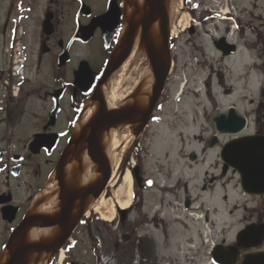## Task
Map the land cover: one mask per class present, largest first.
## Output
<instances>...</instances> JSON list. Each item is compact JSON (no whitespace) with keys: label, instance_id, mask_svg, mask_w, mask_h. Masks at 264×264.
<instances>
[{"label":"flooded vegetation","instance_id":"af4514ba","mask_svg":"<svg viewBox=\"0 0 264 264\" xmlns=\"http://www.w3.org/2000/svg\"><path fill=\"white\" fill-rule=\"evenodd\" d=\"M6 4L0 25V41L5 45L4 57L11 58L7 59V68L0 70V264L9 258V239L17 229L21 231L23 238L19 245V255L24 261L23 250L26 249L22 248V244L24 241L26 243L31 228L35 225L52 227V224L44 225L47 223L43 224V221L36 218L30 221L33 223H29L30 225L24 226L23 221L29 216L40 215L36 212L40 204L37 197L50 177L56 180L55 170L63 153L70 146L71 139L79 136L82 129L88 136L84 137L83 142L71 145V150L64 157L65 166L73 160L81 163L80 156L82 152L86 153V147L97 152V141L100 139L101 150L105 152L102 145L103 132L99 136L98 128L91 129L82 125L76 130V124L84 111L89 105L95 106V111L99 104L104 108L103 88L111 78L122 69L128 77L132 71L143 69L144 58L150 65L147 52H159L161 49L169 60L167 78L145 125L138 122L120 123L122 126L129 125L132 140L124 142L118 167L119 177L127 170V166L130 167V171L136 175L134 186L141 192L155 196L156 193L152 190L155 184L160 197L158 204L154 205L155 211L150 213L143 211L148 201L143 195L135 197L134 191L129 207L118 209L115 205L114 220L116 226L120 224V227L117 228L119 237L113 249L124 252V264H181L171 255L160 257L156 251V242L147 236V230L160 232L163 235L161 243L165 245L169 243L166 230L171 222L168 219L173 216L171 218L176 220L173 224L188 230L183 219L187 211H192L202 218L201 226L205 227V231H197L198 241L195 245L202 247L200 253L187 250L185 263L191 259L194 262L195 257H198L195 264H215L211 256L216 247V264H238L242 254L264 250V195H247L241 192L238 175L231 168L225 167L220 158L222 146L232 137L219 134L212 122L217 111H226L234 106L217 109L207 119L204 118L209 123L204 136L208 133L209 138L206 140L200 137L198 140L201 143L195 147V151H185L187 122L179 120V146L170 151V140H160L166 146H161L154 153L157 181L154 183V179L150 178V187L146 188L140 164L144 150L148 149L143 143L149 124L154 125L156 121L164 124L161 114L168 107L165 101L169 102L170 99L165 88L168 79L176 73L179 39L186 36L184 41L191 48L195 47V37L198 38L197 46L202 54L207 55L211 51L214 62L218 61L220 64H224V61L229 64L231 59L235 61L234 58L241 51L243 57H238L236 66L245 64L248 72L253 71L255 38L258 34L254 25L257 17L256 0H181L179 11L185 10L188 14L189 26L185 31H180V35L171 32L179 21L177 17H173L176 0H6ZM28 25L34 28L32 43L28 39ZM18 55L24 58V70L20 74L14 73L11 66L12 58ZM233 61L231 63L235 64ZM186 66L189 64L186 63ZM236 66L234 68L238 70ZM203 67L207 69L204 81L207 90L212 88V82L223 97H235L238 74L236 77H226L221 67L219 70H214L211 64ZM184 81L175 98H171L174 101L173 113L178 114L175 115L177 118L185 108L179 99L186 84V80ZM128 100L134 102L128 103ZM43 101L50 102L44 113ZM135 105L136 97L129 98L122 103L120 109ZM241 114L246 117V130L248 117L245 113ZM175 124H170L171 131ZM245 130L242 135L263 134L261 127L254 133H245ZM213 145L217 148L216 162L221 160L216 166L217 174L209 177L204 173L205 176L194 187L181 176H173L174 164L179 163L186 169H191L192 163L197 166L203 164V158ZM161 148L163 150L160 153ZM160 158L165 162L159 163ZM171 159H175L176 163L173 164ZM163 168L166 170L163 174L165 178L160 173ZM64 169L65 167L61 175L64 185L75 190L78 188L76 183L66 184ZM111 174L103 191L106 197L111 196ZM203 196L213 199L215 203L208 204V200H202ZM77 198L68 200L57 213L43 215L59 216V225H53V240L61 229L69 231L59 247L53 244L49 247V252H43V264H81L76 261L75 253L83 243L86 244V231L95 263L97 261L100 264L104 258L105 261L109 260V264L117 263V257L111 259V234L104 226L113 221H105L95 212L86 213L90 199H96L93 196ZM135 207L138 212L132 217ZM238 209H241L240 215L237 213ZM222 211L225 214L221 215ZM234 214L237 220L233 217ZM217 215L221 216L223 225L218 224L220 219L216 218ZM74 217H77L75 222ZM242 222L245 224L240 225ZM96 224H103L102 233L95 228ZM235 226L237 228L228 239V229ZM210 229L215 231L211 233ZM258 232L261 236L256 246ZM184 244L191 246L187 241ZM145 246L147 250L144 249ZM203 252L205 254L201 256ZM197 255L202 257V261Z\"/></svg>","mask_w":264,"mask_h":264},{"label":"rangeland","instance_id":"374dc122","mask_svg":"<svg viewBox=\"0 0 264 264\" xmlns=\"http://www.w3.org/2000/svg\"><path fill=\"white\" fill-rule=\"evenodd\" d=\"M176 5L181 6V0H176ZM7 4L6 0H0V25L3 21V11L6 10ZM185 10H180L178 12V15L180 12H184ZM255 15L257 16L255 18V30L257 36L255 38V54H254V62L255 67L253 71H249L247 69V66L238 65L237 60L238 57L241 55V51L237 54L236 58H234L235 61L232 59L229 60V64L224 61V64L218 63V61L213 60L214 56L211 55V51H208L207 55H203L200 48L197 46L199 44V39L195 37L194 43L195 47H191L186 44L184 39L186 36L181 37L179 41L177 42L178 46V53H177V69L174 77L171 79H168L167 85L165 88V91L168 92V101H165V103L168 105V107H165L163 114H161V121H163L164 124H160L158 121L154 123V125L149 124V128H147L145 134H144V143L143 145L147 147V151L144 150V156L140 162L142 164L143 168V174L145 177V185L146 188L150 187V178L154 179V183L157 181L156 174H155V167L154 165L156 163L155 157L156 155L154 153L159 151V148L163 143H160L161 139H169L170 144H168L170 151L175 147L179 146V136L178 132L180 129L178 128L179 125L177 122L179 120L185 121L187 128L185 131H187V134L184 137V144H185V151H195L196 148L201 142H199V138L203 137L204 139H208L207 136L209 135L207 133V136H204L205 131L208 129L206 126L209 125L208 122H206L205 119H207L215 110H223L227 106H234L237 110H239L241 113H245L248 117V127L245 130V133H254L256 129H260V127L264 128V0H256V7H255ZM31 24V23H30ZM179 28V27H177ZM28 32V39L32 43V39L34 38V28L31 25H28V28H26ZM185 31V30H184ZM180 35V32L178 33ZM7 46V45H6ZM4 47L3 41H0V70H4L7 68L9 62H7V59H10L7 57V59L4 57ZM197 47V48H196ZM253 53V52H252ZM251 55V52H250ZM243 57V55H241ZM247 57H245L246 60ZM231 61H233L235 64H232ZM186 63L189 64V66H186ZM211 64L214 68V70H219L218 68H222V72L225 73L226 77L237 76L238 74V86L236 87L235 97L233 98H227L223 97L221 94V91L219 88L212 84L211 82V89L207 90L204 85V81L206 80V71L203 66ZM224 65V67H223ZM238 70H236L234 67ZM203 67V70H202ZM144 68V66H143ZM232 70V71H231ZM260 72V73H259ZM210 72H208L209 74ZM182 93L179 96L180 101L185 106L183 113L178 118L175 117L176 114L173 113L174 108V101L171 100V98H175V94H177V91L179 92L178 88L182 87V84L185 82ZM213 80V79H212ZM178 84L179 87L177 86ZM247 84V85H246ZM205 86V87H204ZM188 91V92H187ZM220 92V93H219ZM210 93V94H209ZM211 95V96H210ZM258 103H261L260 106H258ZM50 106V102L43 101V113L46 109H48ZM259 110H257V108ZM42 112V110L40 111ZM178 116V114L176 115ZM181 122V121H180ZM175 124L173 130L171 131L170 124ZM201 123V124H200ZM199 124L202 126L200 127ZM178 126V127H177ZM162 131V132H161ZM197 133V134H193ZM202 135V136H199ZM197 136V137H195ZM224 140L226 138H223ZM218 146V145H217ZM213 147V148H212ZM211 148L208 149V154L203 158V164H199L198 166L192 163L191 169L182 168L181 165L174 164L176 163L175 159H171V162H173L174 167L172 169L173 176L179 177L183 180H187L189 182V185L194 187V184L200 181L204 173L207 174V176L211 177L218 173V168H216L217 164L219 163V160L216 162V153L217 148L215 145H213ZM163 148L160 149V153L162 152ZM149 151V153H148ZM143 155V154H142ZM121 158V157H120ZM202 161V160H201ZM165 162L164 159H159V163ZM127 169L130 171V167L127 166ZM157 171V168H156ZM166 172L165 168H163L162 178H165L163 174ZM117 173L119 175V169H117ZM124 173V172H123ZM119 177V176H118ZM48 182V181H47ZM168 182V181H167ZM132 188L135 192V197L143 195L145 200L148 201L147 206H144V212H154L155 206L157 205L159 201L160 194L155 189L157 186L154 184L153 186V192L156 193L155 196L153 194H149L148 192H141L139 189H136L134 186V180L132 177ZM218 194H220L218 192ZM202 200L207 201L208 204H212L215 201L213 199H207V196H203ZM242 202V201H240ZM249 205V203H248ZM222 207V206H221ZM224 210V209H223ZM138 212V209L135 207V210L131 214L132 217H134L136 214L135 212ZM136 212V213H137ZM237 213L240 215L241 209H238ZM225 214L223 211L221 213ZM199 216L198 214H192L191 217H185L183 220H185L186 225L188 227V230H183L182 227H180L178 224H173L174 221L171 217L170 220L168 219L170 225L166 230V234L168 236L167 240L169 243L162 244V237L163 235L160 232H157L153 229L147 230L148 234L147 236L150 237L151 240H155L156 242V251L160 257L171 255L172 257H175L177 261H179L181 264H195L196 259L198 257H195L194 262L193 259L190 261H187L185 263L184 256L187 253V250H191L195 252L200 253V248H198L196 242L198 241V234L200 230L202 232L205 231V229L201 226V222L196 219V217ZM235 216V217H234ZM233 217L237 220V216L234 214ZM176 218V217H175ZM216 218L220 219L218 224H224L221 222V216L217 215ZM215 219V218H214ZM104 223V222H103ZM245 223H240V225H244ZM116 221L113 220L111 223H106L107 230L111 234V259H114L117 257V263L114 264H124L125 256H123L124 252H121V249H113L114 245L117 243V239L119 237V231L117 228L120 227V224L116 226ZM98 226H100L98 228ZM97 227L98 232H103V224L98 225L96 224L95 228ZM231 227L228 229L227 238L229 239L232 236V233L235 231L237 226H235L233 229ZM95 230V232H97ZM218 230L219 227H218ZM215 230L210 229V232L213 233ZM219 232V231H218ZM200 233V232H199ZM208 234V233H207ZM86 244L83 243L82 246H80L75 253V259L76 261H79V263L83 264H99L95 263L94 257L92 256L90 252V246H89V238L87 231L84 233ZM82 237V235H81ZM190 237V240L188 239ZM81 241V239H79ZM185 241L190 242L191 246L184 244ZM85 244V245H84ZM167 245V246H166ZM193 246V247H192ZM191 247V248H190ZM264 247V245H263ZM145 250H147V246L144 247ZM130 252V251H129ZM205 253H201V256H203ZM194 255V254H193ZM199 258L202 261V257ZM105 259V258H104ZM103 260L102 264H109V260ZM205 260V259H204ZM40 264H43V261L40 262Z\"/></svg>","mask_w":264,"mask_h":264},{"label":"water","instance_id":"95a60500","mask_svg":"<svg viewBox=\"0 0 264 264\" xmlns=\"http://www.w3.org/2000/svg\"><path fill=\"white\" fill-rule=\"evenodd\" d=\"M230 53L231 51L228 52V54ZM147 56L154 80L151 95L149 96L150 99L147 105L133 106L127 109L107 110L106 107L103 109L102 105L99 104L96 115H93L87 124V126L91 129L98 128L99 136L104 130H108L110 127L117 126L120 123L138 122L143 125L147 123L152 112L153 105L165 83L169 68V60L167 56L163 54L162 49L159 52H147ZM212 122L214 124L215 130H217L219 134L232 137L222 146L220 150V158L224 163V166H229L238 172L240 178V187L245 193L250 195H264V134L256 133L242 135V132L246 127V117L234 107H229L226 111H217L212 117ZM84 137L87 138L88 136L85 135V130L82 129L79 136H75L71 139L69 144L70 146L63 153L55 170L57 195L61 201L66 200L68 197L65 196L69 193H72L71 196H69V199L71 200L73 198L78 199V196L87 195L98 198L104 191L105 184L109 178V174L111 173V165L107 160L105 152L101 150L102 148L100 146V139L99 142L97 141L99 146L97 152H93L90 147L85 148L86 154L95 164V169L99 173L94 183L86 187H78L75 190L68 189L64 185V181L61 179L63 167H65L64 157L66 154H68L67 152L71 150V145L77 144L79 141L83 142ZM97 155L99 156L98 158ZM131 175L135 179L136 175H134L132 171ZM61 214H63V212ZM34 218H47L52 222V225H59V216L46 217L43 215L29 216L23 221V225L25 226L27 224H33L30 221ZM76 218L77 217L73 218V222L76 221ZM67 234H69V231L67 232L66 229H61L57 237H55L53 240L55 242L54 244L59 247L66 238L65 236H68ZM257 236V241L255 243L256 246L259 244L261 233L258 232ZM22 240L23 238L21 231L17 229L10 236L8 246L9 258L4 264H26L28 259H26L24 262L19 255V245ZM51 245L29 244L27 247H30L32 250L35 249L37 251L43 250L45 252H49V247ZM217 248L218 247L214 248L211 256V260L215 264L216 256L214 255V252L217 250ZM238 264H264V250H256L242 254Z\"/></svg>","mask_w":264,"mask_h":264},{"label":"bare ground","instance_id":"6f19581e","mask_svg":"<svg viewBox=\"0 0 264 264\" xmlns=\"http://www.w3.org/2000/svg\"><path fill=\"white\" fill-rule=\"evenodd\" d=\"M180 6L175 7L173 11V17L179 19L178 26L172 27V34H177L182 30H186L189 26V16L187 13L183 12L178 15ZM179 27V28H177ZM134 73V74H133ZM132 78V82H130ZM139 80V81H138ZM153 74L150 65L144 58V68L138 69L137 71H132L129 77L124 73L122 69L116 76L111 78V80L104 86L103 92L105 96V106L103 109L114 110L120 109V106L126 99H132L136 97L135 106H145L147 105L151 91L153 88ZM139 87V89H138ZM138 89V90H137ZM127 102V101H126ZM134 101H129L131 103ZM133 107V106H132ZM96 115L95 106L89 105L84 111L81 118L76 124V130H78L82 125H87L90 119ZM127 140H132V135L129 130V125H117L110 127L108 130H104L102 133V145L105 148V154L108 162L111 165V180L109 182V188L111 189V196L106 197L104 192L96 198L90 199L89 212H95L101 219L111 222L116 217L115 205L118 209H126L131 203L132 196V176L129 169L125 170L121 177H118L117 169L119 167L120 157L123 150V144ZM101 145V141H100ZM99 156L97 155V158ZM81 163L73 160L66 164L64 173L66 176V184L76 183L78 187H86L94 183L97 179L99 173L95 169V164L90 160L85 152H82L80 156ZM69 189V188H68ZM73 190V189H72ZM71 191V190H70ZM72 193L67 194L66 200H60L57 195V183L55 178L50 177L48 183L43 187L42 192L38 195L37 199L40 201L37 207V213L40 215H52L57 213L60 209L64 208L66 202H68L69 196ZM57 215V214H56ZM43 221L44 225H50L52 222L45 219H39ZM47 221V222H46ZM50 223V224H49ZM52 227H45L43 225H35L31 228L28 233L26 243L22 244L24 262L26 259V264H40L42 262L43 250L37 251L32 250L27 246L29 244H42V245H53L54 229ZM57 237V235H56ZM45 239H48L45 241ZM33 251V252H31ZM36 251V252H35ZM63 255H60L62 258ZM5 263V262H4ZM3 263V264H4Z\"/></svg>","mask_w":264,"mask_h":264},{"label":"trees","instance_id":"16d2710c","mask_svg":"<svg viewBox=\"0 0 264 264\" xmlns=\"http://www.w3.org/2000/svg\"><path fill=\"white\" fill-rule=\"evenodd\" d=\"M261 132H263V133H264V128H262V127H261Z\"/></svg>","mask_w":264,"mask_h":264},{"label":"snow or ice","instance_id":"6c2138e0","mask_svg":"<svg viewBox=\"0 0 264 264\" xmlns=\"http://www.w3.org/2000/svg\"><path fill=\"white\" fill-rule=\"evenodd\" d=\"M149 183L151 184V181H149Z\"/></svg>","mask_w":264,"mask_h":264}]
</instances>
